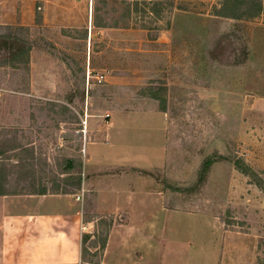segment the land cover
Instances as JSON below:
<instances>
[{"label":"rangeland","instance_id":"rangeland-1","mask_svg":"<svg viewBox=\"0 0 264 264\" xmlns=\"http://www.w3.org/2000/svg\"><path fill=\"white\" fill-rule=\"evenodd\" d=\"M221 1L0 0V139L81 160L79 264H264V0Z\"/></svg>","mask_w":264,"mask_h":264},{"label":"crops","instance_id":"crops-1","mask_svg":"<svg viewBox=\"0 0 264 264\" xmlns=\"http://www.w3.org/2000/svg\"><path fill=\"white\" fill-rule=\"evenodd\" d=\"M79 196L0 197V264H79L86 227Z\"/></svg>","mask_w":264,"mask_h":264},{"label":"trees","instance_id":"trees-1","mask_svg":"<svg viewBox=\"0 0 264 264\" xmlns=\"http://www.w3.org/2000/svg\"><path fill=\"white\" fill-rule=\"evenodd\" d=\"M252 0H222L215 15L223 18H255L261 14V4L253 5ZM137 6L135 10L137 11ZM30 48L22 52L11 53L10 61L27 60ZM5 61H0V66ZM162 110L165 111L164 107ZM212 160L206 159L199 171V182H203L212 166ZM235 168L264 192V182L242 160L235 162ZM82 162L76 158H57L54 165L36 156L33 148L24 147L16 139H0V197L18 195L73 194L82 188ZM16 176L28 178V184ZM25 183H23V182ZM30 188V189H28ZM85 239H83L84 242Z\"/></svg>","mask_w":264,"mask_h":264},{"label":"built area","instance_id":"built-area-1","mask_svg":"<svg viewBox=\"0 0 264 264\" xmlns=\"http://www.w3.org/2000/svg\"><path fill=\"white\" fill-rule=\"evenodd\" d=\"M90 77V74H88V78ZM96 80L98 81V82H102V79L104 78L102 75H96ZM86 229V227H84L83 228V230H85Z\"/></svg>","mask_w":264,"mask_h":264}]
</instances>
